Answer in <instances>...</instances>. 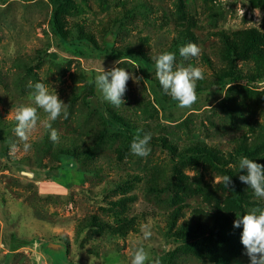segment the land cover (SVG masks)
Wrapping results in <instances>:
<instances>
[{
  "label": "rangeland",
  "instance_id": "rangeland-1",
  "mask_svg": "<svg viewBox=\"0 0 264 264\" xmlns=\"http://www.w3.org/2000/svg\"><path fill=\"white\" fill-rule=\"evenodd\" d=\"M256 3L70 0L73 8L65 15L66 28L76 35L74 30L81 27L93 36L97 48L103 47L102 30L109 27V16H122L125 7L132 11L116 37L107 39L116 49L143 41L140 44L152 69L147 71L139 65L137 69L130 59L115 65L141 77L127 82L122 97L126 103L119 108L104 101L94 82L90 83L101 61V66L109 70L119 59L90 49L73 55L60 46L49 27L52 8L47 0L0 4V123L8 126L0 127V264H131L132 254L140 246L150 253L146 264L160 262L168 251L163 237L166 214L176 210L178 204L183 206L176 227L184 221H199L206 228L216 216L220 224L212 237L204 235L209 252L183 250L168 264H250L240 241L242 226L234 228L233 222L252 208L264 209V198L256 197L239 180L247 191L246 203L236 206L231 201L235 192L217 180L222 174L202 162L183 166L175 162L181 176L173 181L179 180L180 187L176 194L156 196L147 190L145 180L156 171L169 177L175 163L168 150L149 144L147 157L136 156L130 150L132 138L117 126H110L108 119L115 114L141 128L143 135L151 133L152 137H163L175 144L178 152L193 141L224 156L233 154L240 144L260 147L263 143L258 155L264 157V79L258 66L250 56L239 58L236 68L250 73L252 81L232 83L219 90L204 61L205 58L217 68H227L222 56L223 35L238 45L246 33L264 35V10ZM256 8L260 10L259 17L255 15ZM257 22L259 26L253 25ZM261 40L258 55L264 52ZM189 42L197 44L201 53L185 59L179 49ZM165 51L175 53L174 67L190 64L204 70V79L197 81L203 82L200 89L204 91L196 90L198 100L190 108H181L158 82L154 58ZM36 82L52 86L59 99L69 104L68 118L62 114L51 124L59 134L58 141L69 138L90 149L86 163L55 156L59 142L50 140L49 129L44 126L47 114L40 108L37 126L27 141L31 147L27 152L23 150V142L14 131V110L21 104L35 106L31 94ZM13 144L19 146L18 151L11 150ZM56 166L60 168L53 170ZM230 167L239 179L240 169L235 164ZM243 172L247 174L246 169ZM49 174L52 176L47 177ZM127 176L140 180L129 179L131 186L123 190L115 188ZM172 195L181 201L175 202ZM120 199L124 200L121 205H110ZM117 214L135 218V232L124 239L89 226L101 222L114 227ZM145 224L152 232L147 240L141 230ZM223 227H230V233L222 231ZM17 241L27 244L13 248ZM47 244H62L64 249L47 251Z\"/></svg>",
  "mask_w": 264,
  "mask_h": 264
},
{
  "label": "trees",
  "instance_id": "trees-1",
  "mask_svg": "<svg viewBox=\"0 0 264 264\" xmlns=\"http://www.w3.org/2000/svg\"><path fill=\"white\" fill-rule=\"evenodd\" d=\"M8 1L11 0H0V4H4ZM19 1L30 2L34 0ZM255 1L257 2V6L264 10V0ZM47 2L52 8L51 17L49 20L50 30L53 33L57 43L63 48H67L71 54L80 55L83 54V51H86V49H90L91 51H98L99 55H104L106 57H112L119 60L130 59L147 71L152 69V63L146 56V53L143 50V45L140 44L143 41L137 45L130 44L128 46H124L122 49H116L114 48L113 41L107 39L108 37L114 39L116 37L117 31L123 27L124 22L130 18V13H132V11L126 9L125 5V13L122 16H109L107 20L109 27H106L104 30H102V36L105 40L103 42V47L97 48V45L93 41V36L91 34L84 33L81 27L77 26V28L74 30L76 35H74L72 31H68L66 28L65 15L67 14L68 10L73 8L70 4V0H47ZM223 37L225 38V45L224 50L222 51V56L226 61L227 68H217L210 62V60L204 58L206 65L212 70V75L218 84L219 90L224 89L226 86L232 83H250L252 81V76L250 73H244L240 69L236 68V61L239 58L246 59L248 56H250L256 66H258L257 68L259 72L263 74L261 79H264V52L259 55L256 53L259 45L263 42L261 39L264 40V35L260 36V38L255 33H246L242 38L243 40H240L242 42L240 45L235 44L234 41H231L225 35H223ZM202 85L203 82H198L196 90L204 91V89H200ZM221 104L223 105L224 103ZM108 123L110 126H117L123 134L132 139L137 134V130H141V128L135 127L134 125L131 126V122L124 121L119 116H115V114H111L110 118L108 119ZM0 127L3 129L8 128V126L2 125V123H0ZM140 135L143 136V130L141 131ZM58 142L59 144L54 152L57 158L65 157L74 161L80 159L84 163H86V160L90 159L91 152L89 148H84L80 144L76 145V142L69 138H62V140ZM149 144L152 147L168 150L173 164L176 162L183 166L191 162H202L203 164L208 165L211 169L218 171L220 174H222V176H230L231 184L229 186L232 191L235 192V197H231V201L238 207H240L243 203H246L244 196L247 191L239 183V179H237V176L230 165L235 164L239 169V160L242 156H246L254 162L264 165V157H260L258 155V151L260 148H262L263 143H260V147H247L245 143L242 145L240 144L239 148L236 149L233 154L231 153L227 156L219 155V153L214 148L198 141L190 142L180 152H178L177 146H175V144L173 145L163 137L151 136ZM176 163L172 165L171 173L168 178L164 176V172L157 173L156 171L154 172V175L152 174V176L148 178V180H145L147 190L151 193H154L156 196H170L171 192L176 194L175 192L177 188L180 187V183L179 180L174 182L173 179H179L181 176L180 167H177ZM59 168V166H56L53 170H57ZM50 175L52 176V174H49L47 177H50ZM241 175H244L243 170H241ZM129 179L132 180V182L136 181L137 179L140 180L137 177L129 178L127 176L126 179L116 183L115 188L119 190L128 188L131 186ZM44 189L50 190L48 187H45ZM172 198L175 199V202L181 201L176 195H172ZM123 201L124 200L120 199L116 203L109 204L121 205ZM182 206L183 204H178V208L176 210L166 214L163 237L165 240V247L168 248V251L164 257L161 258L160 264H168L172 259H174L178 252H183V250L209 252L207 242L208 239H206L204 235L207 233L212 237L220 224V220L216 216L212 220V225L206 228H203L199 221H191L189 223L184 221L182 225L176 227L177 221L179 220L178 218L182 216ZM114 221V227L106 226L105 224H101V222L91 223L89 226L96 228L100 233L105 230L107 234L121 239H124L130 232H135L136 230L135 218L130 219L126 216H118L117 214ZM142 222L147 223V219H142ZM229 228L230 227H223L222 231L230 233V231H228ZM210 231L213 232L210 233ZM26 244V242L17 241V245L12 247H24ZM47 246L48 244L46 245V250L49 251ZM59 246L64 249V245L60 244Z\"/></svg>",
  "mask_w": 264,
  "mask_h": 264
},
{
  "label": "clouds",
  "instance_id": "clouds-1",
  "mask_svg": "<svg viewBox=\"0 0 264 264\" xmlns=\"http://www.w3.org/2000/svg\"><path fill=\"white\" fill-rule=\"evenodd\" d=\"M255 15H261L259 8L254 9ZM241 16L243 15L240 9ZM259 26V23L256 24ZM201 53V48L195 43H187L180 47L179 54L187 59L188 57H197ZM155 59V75L164 93L171 96L172 99L178 102L181 108H190L197 102L198 96L196 93L197 81L204 79L203 68L192 65L175 66L176 55L173 52H163ZM94 76L96 89L100 92L104 101L112 106L119 108L126 103L122 99L127 91V82L129 80H140L141 77L135 76L126 68L117 67L120 60L114 62V66L105 70L101 65ZM139 66L137 65V69ZM31 104L18 105L14 110V119L16 127L14 129L17 137L23 142V150L27 152L31 145L27 143L30 134L35 130L38 122L37 108L43 109L47 114V120L44 126L49 129L50 140L57 142L59 134L52 127L51 122L57 120L62 114L64 119L69 116V104H65L59 99L58 93L52 86L36 82L34 91L32 92ZM142 130L138 129L137 134L133 137L130 150L133 154L139 157H147L151 151L148 147L151 140V133L140 135ZM13 152L19 150V146L13 144L11 146ZM239 169L247 170L246 175H240L239 180L248 185L256 197L264 198V165L254 162L246 156H242L239 160ZM223 182L227 188L231 184L230 176L224 175L217 178ZM242 226L240 237L246 255L250 264H264V209L252 208L247 214L237 217L233 222L234 228ZM143 239L147 240L151 237L152 232L150 226L145 224L142 226ZM150 260V253L144 247H137L131 258V264H146ZM152 264H160L159 260H153Z\"/></svg>",
  "mask_w": 264,
  "mask_h": 264
},
{
  "label": "water",
  "instance_id": "water-1",
  "mask_svg": "<svg viewBox=\"0 0 264 264\" xmlns=\"http://www.w3.org/2000/svg\"><path fill=\"white\" fill-rule=\"evenodd\" d=\"M47 247H48L49 249H51V250H54L56 247H61V246L56 245V244H48Z\"/></svg>",
  "mask_w": 264,
  "mask_h": 264
},
{
  "label": "built area",
  "instance_id": "built-area-1",
  "mask_svg": "<svg viewBox=\"0 0 264 264\" xmlns=\"http://www.w3.org/2000/svg\"><path fill=\"white\" fill-rule=\"evenodd\" d=\"M37 262H38V260H37Z\"/></svg>",
  "mask_w": 264,
  "mask_h": 264
}]
</instances>
